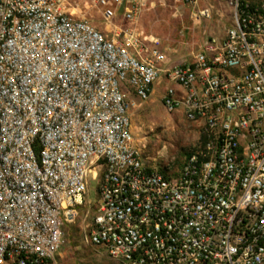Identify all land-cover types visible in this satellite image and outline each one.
I'll return each instance as SVG.
<instances>
[{
    "label": "built area",
    "instance_id": "2783aa9c",
    "mask_svg": "<svg viewBox=\"0 0 264 264\" xmlns=\"http://www.w3.org/2000/svg\"><path fill=\"white\" fill-rule=\"evenodd\" d=\"M88 1L134 22L153 0ZM173 3L199 31L179 64L156 37L105 35L76 0H0V264H57L90 177L81 243L109 260L264 264V0ZM162 76L165 110L208 139L175 173L131 134L128 94L147 102Z\"/></svg>",
    "mask_w": 264,
    "mask_h": 264
},
{
    "label": "rangeland",
    "instance_id": "374dc122",
    "mask_svg": "<svg viewBox=\"0 0 264 264\" xmlns=\"http://www.w3.org/2000/svg\"><path fill=\"white\" fill-rule=\"evenodd\" d=\"M76 2L78 16L88 19L105 35L110 36L123 30L119 25V21L123 20L121 8H118L114 22H106L101 15L103 9H95L88 0ZM173 7H169L167 2L152 6L131 26L146 36L158 38L172 62L179 64L185 59L184 49L179 42H199V31L191 24L186 8L181 6L179 10L175 6L179 14L178 18H173L172 13L176 14L172 12ZM182 27L186 30L180 35ZM159 83L165 91L167 83L163 76ZM130 95L134 146L148 166L159 170L169 169V172L175 173L191 152L203 148L208 142L202 129L196 124L187 123L180 114H169L158 98L150 97L147 102L140 103L133 94ZM96 207L97 183L90 177L76 222L62 230L63 244L56 256L57 264H118L109 260L105 254L94 252L81 243V234L91 225Z\"/></svg>",
    "mask_w": 264,
    "mask_h": 264
},
{
    "label": "crops",
    "instance_id": "0c3cea01",
    "mask_svg": "<svg viewBox=\"0 0 264 264\" xmlns=\"http://www.w3.org/2000/svg\"><path fill=\"white\" fill-rule=\"evenodd\" d=\"M162 2H167V4L169 5V7H172V6H174L173 8H174V10L172 11V12H175L176 14L174 15V13H172V17L173 18H176L177 17V14H179L178 13V11L176 10V7H175V5H174V3H173V0H153L152 1V4L146 9V10H148V9H150L152 6H155V5H159V4H161ZM201 6H202V4H200ZM181 6H177V9H179ZM186 8V10L188 11V17H189V20L191 21V24L193 25V27H195V28H198V26H197V24H195L191 19H190V13H189V9L187 8V7H184V9ZM145 10V11H146ZM180 10V9H179ZM144 11V12H145ZM143 12V13H144ZM143 13H141L140 15H139V18L141 17V15L143 14ZM122 15V14H121ZM115 17H116V14L113 16V18H112V20L111 21H113L114 22V19H115ZM122 18H123V15H122ZM178 18V17H177ZM133 22H127V21H125L124 20V18H123V20H121V21H119V25L120 26H122L123 28V31H129V30H133V29H135L137 32H140L139 30H137L136 28H134L133 26H131V24H132ZM186 30V28H181L180 29V31H179V33H180V35L182 34V33H184V31ZM141 33V32H140ZM141 34H143V33H141ZM143 35H146V34H143ZM148 36V35H147ZM154 37V36H153ZM131 93H129L128 94V97H129V99H130V95ZM163 95H164V90H163V88H162V86H161V83H159L158 82V84L155 86V89H154V91H153V94H152V96H151V98L153 97V98H158L159 99V101H160V103L162 104V102H161V100H162V97H163ZM134 96V95H133Z\"/></svg>",
    "mask_w": 264,
    "mask_h": 264
}]
</instances>
